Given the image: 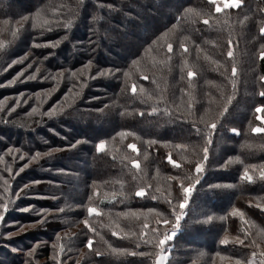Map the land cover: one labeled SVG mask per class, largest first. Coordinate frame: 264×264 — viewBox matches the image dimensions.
I'll return each mask as SVG.
<instances>
[{
	"label": "trees",
	"instance_id": "obj_1",
	"mask_svg": "<svg viewBox=\"0 0 264 264\" xmlns=\"http://www.w3.org/2000/svg\"><path fill=\"white\" fill-rule=\"evenodd\" d=\"M261 26L264 0H0V264H155L159 254L164 264H246L264 251V133L251 131L264 127ZM183 61L195 65L192 89ZM141 87L162 99L142 98ZM53 105L57 115L42 114ZM106 121L115 123L94 130ZM245 169L252 182L241 179ZM202 197L209 204L198 206ZM165 234L173 238L159 246Z\"/></svg>",
	"mask_w": 264,
	"mask_h": 264
},
{
	"label": "snow or ice",
	"instance_id": "obj_2",
	"mask_svg": "<svg viewBox=\"0 0 264 264\" xmlns=\"http://www.w3.org/2000/svg\"><path fill=\"white\" fill-rule=\"evenodd\" d=\"M210 2L215 3L216 0H210ZM240 2H241V0H226L225 6L226 7H239ZM216 11L217 12H220L221 11V8L217 7L216 8ZM73 15H75V12L74 11H73ZM37 16H40V13L39 12L37 13ZM23 19L27 20L28 17H24ZM41 20H42V25L41 26L48 24V20L47 19H43L42 16H41ZM203 22L205 24H207L208 23V20L205 19ZM70 24H71V20L69 19L67 22L63 23V27L67 29ZM32 26L33 27H36L35 21L33 22V25ZM259 33H260L261 36H264V26H261L259 28ZM13 34H15V31L13 32ZM48 43H51V42H48ZM153 43H156V41H153ZM36 46H39V45H36ZM2 47H3V44L0 43V48H2ZM181 48H183V50L185 52L188 51V49L184 46L183 43H181ZM167 50H168L169 53H171L173 51V45L171 43H168L167 44ZM197 51L199 52V46H197ZM233 55L234 54H233V51H232V45H231V42H229L227 56L229 58H232ZM205 58L207 59V57H205ZM24 59H26V56L20 57V62H23ZM168 59L170 60L171 57L169 56ZM259 59L264 60V44L261 45V49L259 51ZM17 62L18 61L15 60V59L12 60L11 64H9L8 67H11L12 64H15ZM136 63H138V62L137 61H133V64H136ZM159 63L161 65H163V64L167 63V61L161 60V61H159ZM29 67H31V65H29ZM86 67H87V65H86ZM194 68H195V65H189L187 61H183L182 62L181 71L183 72L185 69L187 70V78H188V85H187V87H188V89H192L194 87L193 82H192L193 81V77L196 76V72H195ZM37 71H39V69H37ZM23 72H24V70L22 69L21 72L16 73V75L11 80H9L7 83L9 85L13 84L16 81V79L23 74ZM58 75H62V73H59ZM124 75L127 77L129 74L127 72H125ZM236 75H237V67L235 66V63H233V66L231 68V81L233 83V87H235ZM34 79H36V74L35 73H32L31 75L25 77V80H34ZM51 79L53 81H55L57 79V76L56 75H53L51 77ZM141 79H148V77L146 75H142L141 76ZM259 81H260L261 88L264 89V75H260L259 76ZM153 83H156V81L154 80ZM0 86H2V85H0ZM53 90H55V86L53 87ZM69 91H71V90H69ZM131 91L133 93L136 92V86L135 85H132ZM158 91H159V89H158ZM139 92H140L141 97L142 98H146L147 100H153V99L160 100V99H162V97L159 96V95H157V96L154 97L151 92H149L148 90H146L143 87H141L139 89ZM181 92L182 93H186L189 96V101L187 103V108L189 110H191L193 108L192 93L190 91L189 92H186V90L183 89V88L181 89ZM259 95L261 97H264V90L260 91L259 92ZM37 99H39V94H37ZM231 99H232V97L229 96L228 97V103L231 102ZM19 102H20L19 101V96H17V103H19ZM142 102H144V101H142ZM24 103H28V101L25 100ZM3 104H4V101L0 100V107H3ZM179 107H180V105H177V108L178 109H179ZM262 107H264V106H262ZM54 109H55V105H53V108L49 109L47 112H44L42 114L45 115V116H49V117L55 116V115H57V112ZM36 111H37V108L33 107L32 108V112H36ZM151 111L153 113H155V112L158 111V108L155 107V106H153L152 109H151ZM226 111H227V104L224 105V108H223L222 111H220L219 115L220 116H223ZM255 111H257V112L261 111V107H257L255 109ZM204 119H205L204 116H201V120L203 121ZM217 123H218V121H213V122L207 123V128L208 129H211V130H215L216 127H217ZM199 131L200 130L197 129V132H199ZM231 131L234 132V133H236L238 130L235 129V128H232ZM251 131L253 133H264V127H253L251 129ZM130 134L131 133H123V132L122 133H119V135L121 137H123L125 135H130ZM76 143H79V141H77ZM104 148H105V144H104L103 141H100L99 143L96 144V151L97 152L102 151ZM128 148L131 151H133V152H136L137 151V147H136L135 144H128ZM9 151H11V149ZM207 155H208V150H207V148H205L204 149V159L205 160L207 159ZM169 162H171V159H170ZM25 167H27V165H25ZM132 167L133 168H138L139 167L138 162L135 161V160H133L132 161ZM254 167L255 166H253V168ZM202 170H203L202 169V163H197L196 166H195V169H194L195 173L199 174V173L202 172ZM259 176H260L261 179H264V168H262L260 170ZM191 179H194L196 183H199L198 176L192 177ZM241 179L246 180L248 182H252L253 177L249 174L248 170L245 169L244 172H243V174H242V176H241ZM194 188H195V184H192V183H190L187 187H183L184 196H183V200L179 204V207L181 209H184L186 207V205L188 203V200H189V196L192 193V191L194 190ZM136 195L137 196H143L144 195L143 190L137 191L136 192ZM28 210L29 209L27 207L20 209V211H24V212H27ZM7 211H8V206L6 204L5 205H0V221H2L4 219L5 213ZM87 212H88L89 215H92V214L99 215V211L96 208H94V207H88L87 208ZM232 214L233 215H241V218H243L242 214L241 213H238L235 209L233 210V213ZM181 218H182L181 216L177 215L176 216V221L179 222L181 220ZM208 219L210 220L211 217H209ZM162 222L164 224L169 223L168 220H163ZM84 224H85V227H88L89 228V231L90 232L93 231V229L89 226L87 220L84 221ZM173 227L174 228L175 227H178V223L175 224V225H173ZM145 228H147V225H145ZM152 231L155 232L156 229H152ZM113 235H117V233L116 232H113ZM140 235H141V239H143L144 243H146V244L153 243V240L152 239H148L147 238L145 232H141ZM172 238H173L172 237V234H165V236H164L163 239H159V241H158L159 246L164 245L166 241L171 240ZM220 242H221V244H227V243H229V241L227 239H223ZM240 242L242 243V241H240ZM92 243H93L92 239L89 238L88 241H87V245L86 246L91 249ZM137 247H139V244H137ZM255 247L256 248H259L260 245L259 244H255ZM60 250L61 251L63 250V245H60ZM113 251H116V250L113 249ZM138 254L139 255H145L146 253H138ZM96 255L97 256H100L101 253L99 251H97L96 252ZM58 256H59V252L57 253V257ZM165 260H166V257L164 255H162V254H159L156 257V264H164V261ZM57 264H60L59 259H57ZM236 264H241V262L238 260L236 262ZM246 264H264V251H253L251 253V256L247 259Z\"/></svg>",
	"mask_w": 264,
	"mask_h": 264
},
{
	"label": "rangeland",
	"instance_id": "obj_3",
	"mask_svg": "<svg viewBox=\"0 0 264 264\" xmlns=\"http://www.w3.org/2000/svg\"><path fill=\"white\" fill-rule=\"evenodd\" d=\"M25 2V1H24ZM216 2L217 3H222L224 6H225V4H226V0H216ZM26 3V2H25ZM234 118H235V120H238V114L236 113L235 115H234ZM115 122L114 121H106V122H98V123H96V124H94V130H97L98 128H96V127H100V126H104V128H107V126L109 125V124H114ZM207 204H209V199H204L203 197L199 200V203H198V206H204V205H207ZM221 204V203H220ZM220 204H218V205H220ZM166 257V256H165ZM155 263H156V261H155ZM164 263H165V261H164Z\"/></svg>",
	"mask_w": 264,
	"mask_h": 264
},
{
	"label": "water",
	"instance_id": "obj_4",
	"mask_svg": "<svg viewBox=\"0 0 264 264\" xmlns=\"http://www.w3.org/2000/svg\"><path fill=\"white\" fill-rule=\"evenodd\" d=\"M156 264V263H155Z\"/></svg>",
	"mask_w": 264,
	"mask_h": 264
}]
</instances>
